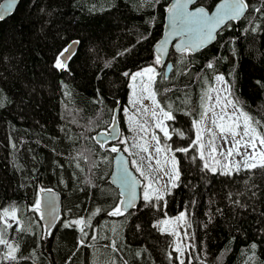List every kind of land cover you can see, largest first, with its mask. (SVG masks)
<instances>
[{
  "label": "trees",
  "instance_id": "trees-1",
  "mask_svg": "<svg viewBox=\"0 0 264 264\" xmlns=\"http://www.w3.org/2000/svg\"><path fill=\"white\" fill-rule=\"evenodd\" d=\"M168 1L18 0L0 20V212L15 205L17 218L30 228L18 233L15 221H8L13 228L4 238L19 244L18 259L0 264H178L175 236L185 264H264V169L230 176L205 169L191 124L200 118L201 89L209 90L217 74L253 122L264 123V15L251 9L248 19L227 22L213 43L195 53L170 49L173 68L154 87L160 103L171 100L176 109L175 119L165 122L171 139L158 136L173 149L190 147L187 154L175 153L179 186L154 201L157 207L140 204L124 215H108L120 200L107 180L113 152L93 134L107 128L117 105L123 128L129 82L123 73L154 64ZM216 1L198 3L211 8ZM249 3L264 12V0ZM75 39L67 70L56 69V57ZM41 188L61 195L60 215L46 237L40 214L31 210ZM184 211L186 238L181 228L165 232L154 224ZM80 218L90 219L91 227L77 250L81 233L63 222ZM112 240L118 252L108 247ZM7 250L0 245V255Z\"/></svg>",
  "mask_w": 264,
  "mask_h": 264
},
{
  "label": "snow or ice",
  "instance_id": "snow-or-ice-1",
  "mask_svg": "<svg viewBox=\"0 0 264 264\" xmlns=\"http://www.w3.org/2000/svg\"><path fill=\"white\" fill-rule=\"evenodd\" d=\"M15 0H10L9 7L4 12H0V20H3L5 17V12L10 11L12 4ZM147 2V0H145ZM196 0H176V3L173 4L168 11L171 13L170 18V27L172 29L171 35L176 36H187V39H181L180 43L176 45V48L183 54L188 53L192 54L194 51L199 50L205 47L208 43L212 42L215 39L217 30L225 23V21L239 20L242 17L248 19L246 12L250 9L261 13L264 15L260 7L252 8V5L249 3V0H222L221 3L215 6V11L210 12L205 7H195L193 10H189V5H194ZM248 29H245L247 31ZM257 28L254 26L252 31L255 32ZM195 35L196 39L193 40L192 36ZM146 39L147 37H143ZM168 43L165 40L160 47L157 49V53L154 58V65H162L164 61L161 58L159 53L164 51V45ZM79 44V41H71L68 43L62 51L56 57L54 67L59 70H67L68 64L67 61L75 54L73 49L76 45ZM166 67L169 70H172L173 65L168 64ZM214 67L213 62L207 64V68L212 69ZM124 76L129 77V79L134 82H137L139 79L138 87L141 90V93H146L145 98L151 99L152 103L155 105L151 109V117L155 121V128L159 129L163 133V136L166 139H171L169 135L168 126L165 125L164 121H172L175 119L173 112L171 111V105L163 106L159 101H157V90L155 89V84L157 83V77L161 79H167L168 75L166 72H158L157 68L153 64L143 67L135 72L125 71ZM215 80L222 84L227 85V81L223 75H216ZM232 86L225 87L222 91L225 95L222 97L220 92H217L215 101L213 104L209 105L208 103L202 104L203 111L200 112V119L195 121L196 124V140L193 142L200 149V159L204 160L203 167L210 170L213 173H216L218 169L213 167L212 164L205 159V148L208 149V156L211 161L216 165H221V161L216 157H223L227 163L221 165L219 171L221 175L230 176L233 171L239 173L242 169L245 171H252L254 169H264V123L256 120L253 122V117L248 113L244 112L243 109L239 106V100H233L230 97L233 96L231 91ZM165 92L171 91V89H165ZM212 91H216L215 88ZM202 99L206 102H211L213 97L211 95H205ZM138 100H133L132 103L135 105L138 103ZM219 107V113H217L216 108ZM231 109V111H229ZM158 110V111H157ZM144 112H149V109L144 108ZM207 121V124L204 122ZM142 127L143 131L146 129ZM115 128L113 127L112 131L108 136L112 139H115ZM179 136H183V133H177ZM207 135V140L205 141L204 136ZM103 135V134H102ZM217 139L221 142L219 145L216 143ZM151 140L155 142L154 153L149 151L147 146H141V150L148 154L149 169L155 170L151 166V161L155 160L156 164H160L158 158L161 152H164L166 155L165 163H170V171L160 168L158 170V176L160 179L167 177V181L164 186V192H161L160 189H152V184L149 183L143 193V199L146 202V206L157 207L154 204V201H160L164 199L165 194H171L169 188L178 187V181L180 179V169L179 162L175 156L176 152L180 153H189L190 147H176L173 149L171 145H164L161 147V139L154 132L151 134ZM101 147L104 146V142L97 141ZM121 143H127V141H121ZM14 146V145H13ZM243 149V151H241ZM111 152L117 153L120 151L116 146H112L110 149ZM123 151L127 152L129 149L126 147ZM168 154H171L170 157ZM235 156H240L241 160L236 161ZM195 159V157H193ZM79 167V163L76 165ZM95 167V165H93ZM133 166L137 167V170L140 171L141 176L144 175L143 170L136 165V162H133ZM82 170V169H81ZM162 173V175H160ZM152 178L149 177V180ZM115 182H118L121 188V195L124 196L127 193V200L121 199L118 203L108 212L110 216H119L124 215L128 209L135 207V192L137 188V180L133 177L127 168H121L120 172L115 177ZM159 183V179L155 181ZM248 182L245 181L247 186ZM254 187V185H253ZM150 189L152 191L150 192ZM40 193H47V214L41 215V219L46 220L48 227V235H51V228L55 227L58 214L55 210V195L52 189L41 188ZM256 193L253 192V195ZM231 193L229 198H231ZM234 203L239 204L240 202L234 201ZM42 208L41 200L36 199L33 201L31 210L34 213H40ZM100 212V209H96L93 215ZM131 215V213H129ZM187 211L181 212L176 220L184 222L187 220ZM9 219H12L16 223L14 231L18 233H27L30 231V228L25 227L21 220L17 218V207L12 205L10 207L3 208L0 212V223L4 225V229L0 230V245L7 247V252L3 255H0V261H17L16 253L19 251V244L16 245L9 244L8 240L4 238V232L9 228H13V225L9 223ZM171 220L160 221L157 227L160 224L168 225L171 224ZM76 226L80 233L81 238L78 240V249L79 247L85 246V238L88 237V233L85 231L86 227H91L90 219L85 221L84 218L76 220H65L63 222V227L72 228ZM161 231H168V229L162 228ZM185 236L188 235L187 232L184 233ZM92 240H96L97 236L93 234L91 236ZM113 252H118L119 248L115 240H112L110 245H108ZM256 244L253 243L251 248L254 250ZM175 251L178 255L175 257V260L178 261V264H185L184 259L181 257L184 256V250L177 246ZM75 255V253H73ZM27 259V257H23ZM169 258L172 259L171 254ZM71 260V257L69 258ZM114 264V262H113Z\"/></svg>",
  "mask_w": 264,
  "mask_h": 264
},
{
  "label": "rangeland",
  "instance_id": "rangeland-1",
  "mask_svg": "<svg viewBox=\"0 0 264 264\" xmlns=\"http://www.w3.org/2000/svg\"><path fill=\"white\" fill-rule=\"evenodd\" d=\"M147 66L148 65L143 66V67H147ZM153 66H155L157 68L156 65L153 64ZM143 67H141V68H143ZM141 68H139V69H141ZM139 69H137L135 71H138ZM135 71H133V72H135ZM157 71H158V68H157ZM217 75H221V74H217ZM138 84H139V79L137 80V82H135V84H134V82H132L129 79L127 97H126V100H125V102L121 108V116H122V121L124 123L122 131H121V136H120L119 140L117 141V143H113V144L109 145L108 148L111 149L112 146H116L117 148L120 147V148L124 149L127 147L129 149V151H127V152L124 151V152L129 157L130 166L137 173V175L143 180V183L141 185V190H140V192H141V203L140 204H141V206H143L146 204V202L143 199V193H144L145 187L149 183H151L152 189L158 188L161 190V192H164V186H165V183L167 181V177L160 179V177L158 176L157 173H158V170L160 168H164L165 170L170 171L171 166H170V163H168V164L165 163L166 155L164 152H161L158 156V158L160 160V164L157 165L155 160H152L151 166L155 170L150 171L148 154L141 150V146H147L149 148V151L152 152L154 156L156 155L153 151L154 147H155V142L151 140V134L154 132L158 136V131L160 132V130L155 128V121L151 117V109H153L155 107V105L152 103L151 99L145 98L147 96V94L141 93V90L138 87ZM225 87H227V85L222 84L220 82H217L215 80V77H214V83H213L212 87L209 90L201 89V91H200L202 97H205L206 94L211 95L213 97V100L211 102H206L201 98V101L199 102L200 106L198 107L199 111L200 110L203 111L202 104L208 103L209 105H211L214 103L217 92H220V95L223 97L225 95V93L222 90ZM213 88H215L216 91H212ZM157 94H158V90H157ZM156 97H157V101H159L158 96H156ZM133 100H138L139 102L134 105L132 103ZM167 104L168 105L170 104L172 106L171 111L173 112V109H175V107H174L175 104L171 100H168ZM144 108L149 109V112H144L143 111ZM180 111L186 112L185 110H182V109H180ZM216 111H217V113H219V107L216 108ZM229 111H231V109H229ZM174 116H175V114H174ZM199 119L200 118H196V119H192V121H191V124L193 127V132L195 133L194 141L196 140V135H197L196 124L194 122L198 121ZM165 122H166V120L164 121V123ZM204 123L207 124V121H205ZM165 125H166V123H165ZM141 126H143L146 129V131H143ZM204 139H205V141L207 140L206 134L204 136ZM125 140L127 141V143H121V141H125ZM216 143L219 145L221 142L219 141V139H217ZM163 146H164V143L161 140V147H163ZM195 146H196V149H197V152L199 155L200 149L197 145H195ZM241 151H243V149H241ZM170 155L171 154H168L169 157H170ZM216 158L221 161V165L227 163V161H225L223 159V157L217 156ZM205 159H207L208 162L210 164H212L213 167H216L219 171L221 165H216L211 161V159L208 156L207 147L205 148ZM234 159L236 161H239V160H241V157L235 156ZM134 161L136 162V165H138L143 170V173H144L143 176H141L140 171L137 170V167L133 166ZM203 162H205V161L203 160ZM160 175H162V173ZM149 177H151L152 179L149 180ZM157 179H159V183L155 182ZM152 189H150V192L152 191ZM171 189L172 188H169V191ZM38 199H39V197H38ZM179 214H177L175 216L159 217L154 221V224L158 225L160 221L171 220L172 221L171 224H168V225L160 224L159 228L167 227L174 232H177V230L179 228H181L182 232H183V237L186 238V237H188V235L185 236L184 233L185 232L188 233L187 223H186V221L181 222V221L176 220V217H178ZM9 221L13 222L14 220L9 219ZM43 229H44V227H43ZM0 230H1V228H0ZM177 246H180L183 249L181 240L175 236V247H177Z\"/></svg>",
  "mask_w": 264,
  "mask_h": 264
},
{
  "label": "water",
  "instance_id": "water-1",
  "mask_svg": "<svg viewBox=\"0 0 264 264\" xmlns=\"http://www.w3.org/2000/svg\"><path fill=\"white\" fill-rule=\"evenodd\" d=\"M198 1L199 0H196V3L194 5H189L190 11L193 10L195 7H205L202 4H199ZM221 2H222V0H217L211 8H207V7H205V8L208 9L210 12H213V11H215V6ZM9 3H10V0H0V12H4L6 9H8ZM17 3H18V0H15V2L11 6L10 11L5 12L4 18L9 16L14 11ZM175 3H176V0H169L168 1L167 5L165 7L163 30H162L161 36L159 37V39L156 41V43L153 46V51L156 55V54H158L157 49L160 47V45L165 40L168 41V43L166 45H164V51L162 53H159L161 55L162 60L164 61V64L158 65L159 67H164V72H166L167 75H168L170 70L166 67V65L171 64V61L168 59V54H169L170 49H172L176 53H179L180 51L176 48V45L178 43H180L181 39H187L188 38L187 36L181 37V36H176V35L170 34L172 31V29L170 27L171 13L168 11V9ZM227 22H229V21H225V23L221 26V28ZM220 29H218L217 32ZM216 35H217V33H216ZM216 35H215V39H216ZM192 39L195 40L196 36L193 35ZM215 39L212 42L208 43L206 46L213 43L215 41ZM72 41H77V40H72ZM76 47H77V45L75 46L73 51H75ZM205 47H203V48H205ZM203 48H201V49H203ZM201 49H199V50H201ZM199 50H196L193 53H195ZM113 127L115 128V133H113V135H115V139H112L108 136V134L112 131ZM121 131H122V129H121L120 122H119V106L117 105L114 107L112 118H111L110 123L107 126V128L94 132L93 139L95 140V142H97L98 140L104 142V145L105 144H111V143L117 142L119 140V137L121 135ZM119 149H120L119 152L112 154L111 169H110L107 180L113 187H115L117 189V192L120 196V200L121 199L127 200V193H125L124 196L121 195V188H120L119 183L115 182V177L120 172L121 168H127L129 173L133 177L136 178L138 183H137V188H136V192H135V207L128 209V211H132L140 205V201H141L140 190H141V185L143 183V180L137 175V173L130 166L129 157L127 156V154L123 151V149H121V148H119ZM46 189H52V191L55 195V210H56V213L58 214V217H59L60 212H61V195H60V192L56 189H53V188H46ZM39 199L41 200V204H42L41 212L39 213L40 214V221L44 227V236L46 237L48 235L47 222H46V220L41 219V215L46 216V214H47L48 194L46 192L40 193V191H39Z\"/></svg>",
  "mask_w": 264,
  "mask_h": 264
},
{
  "label": "bare ground",
  "instance_id": "bare-ground-1",
  "mask_svg": "<svg viewBox=\"0 0 264 264\" xmlns=\"http://www.w3.org/2000/svg\"><path fill=\"white\" fill-rule=\"evenodd\" d=\"M76 40V39H75Z\"/></svg>",
  "mask_w": 264,
  "mask_h": 264
}]
</instances>
